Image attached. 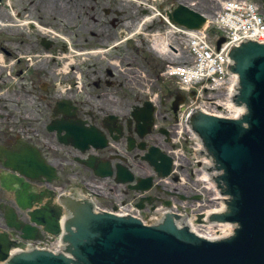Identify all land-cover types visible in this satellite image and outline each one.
<instances>
[{"label":"flooded vegetation","instance_id":"flooded-vegetation-1","mask_svg":"<svg viewBox=\"0 0 264 264\" xmlns=\"http://www.w3.org/2000/svg\"><path fill=\"white\" fill-rule=\"evenodd\" d=\"M8 1L10 8L0 4V144L15 149L24 141L39 148L46 159L60 164L58 180L61 186L67 185L62 177H66L64 165L70 163V171L73 170L77 177L86 179L96 188L105 189L110 195L116 191L126 195V191L121 190L112 178H99L94 170L80 164L75 157L85 154L72 145L64 144L59 138L66 130L59 134L56 126L62 121L69 122L71 116L58 104L62 99H70L76 107V115L87 121L86 126L104 131L109 138L108 148H93L89 153L108 159L113 169L118 168V164L129 167L135 177L153 175L156 177L153 195L157 198L169 195L178 197L174 186L178 177L174 176L166 182L160 176L163 168L152 165L141 149L143 146H157L172 157L171 152L175 147L172 142L173 120L176 114L172 104L180 93L170 89L169 80L163 77V70L158 75L162 83H156V80L154 86L151 85L149 59L148 56L144 57L148 50L146 28H149V32L153 28L162 29L168 23L164 13L182 4L191 6L195 0H155L160 1L155 5L164 18H153L147 24L144 16L147 9L144 6L139 4L136 9L117 7L116 0ZM199 1L205 5L211 4V0ZM44 12L48 17L51 15L68 21L71 28L65 27L68 31L62 30V33L68 36L74 48L87 52L88 47H102L104 54L98 56L97 64L90 72L87 53L67 61L68 64L58 61V54L54 50L56 41L37 30L36 23L44 20L41 16ZM158 20L163 23H154ZM77 31L86 32L87 36L83 39L86 46L81 37V43L72 37ZM143 59L148 65L147 92L158 91L155 100L152 94H141L138 90L134 93L132 88V93L124 90L125 85L130 86L132 78L136 76L130 69L142 70ZM139 61H143L142 64ZM94 89L100 91L99 96L93 93ZM147 101H153L157 109L153 125L143 127L142 122L132 117V112H137L140 120L146 111ZM94 102L102 103V106L98 109L91 107ZM145 104L146 108H140ZM130 140H135L132 149ZM69 156H72L71 160ZM9 202H13V195L0 182V213H3V205Z\"/></svg>","mask_w":264,"mask_h":264},{"label":"water","instance_id":"water-1","mask_svg":"<svg viewBox=\"0 0 264 264\" xmlns=\"http://www.w3.org/2000/svg\"><path fill=\"white\" fill-rule=\"evenodd\" d=\"M173 15L177 16L180 25L189 28L204 25L205 18L186 7L177 9ZM222 41H218L219 47ZM237 51L239 63L251 64L241 74L247 92L254 90L251 94L255 109L252 131L241 135L238 123L216 119H212L206 129L229 168L231 182L236 185L234 190L242 194L240 210L235 216L244 226L240 234L234 241H204L199 246L180 239H193L187 231L177 237L162 229L108 219L102 237L96 243L88 242L84 248L86 255L81 259L86 264H264V46L248 44ZM36 168L39 173L50 171L42 164ZM18 171L28 174L26 167ZM25 194L19 199L24 209L33 206L38 199L36 195ZM28 215L32 222L44 224L50 233L60 232L58 219L61 212L58 208L44 207L32 210ZM7 219L8 225L22 231L24 238L42 237L36 226L19 220L15 212L7 213ZM13 245L23 243L12 240L7 233H0V261L8 258ZM39 257L38 262L22 264H68L57 258Z\"/></svg>","mask_w":264,"mask_h":264},{"label":"rangeland","instance_id":"rangeland-1","mask_svg":"<svg viewBox=\"0 0 264 264\" xmlns=\"http://www.w3.org/2000/svg\"><path fill=\"white\" fill-rule=\"evenodd\" d=\"M257 1L260 4L263 3L262 0H257ZM116 2H117V7L118 6H120V7H126L127 9H129V8L136 9V7L138 6V3H139L138 1H135V0H116ZM151 2H154L155 4H157L158 2L160 3V1H151ZM54 14L56 15L57 13H54ZM38 15H40V14H38ZM41 16H43L42 19L44 18V20H39L41 23L47 24L49 26H52L53 28H56V30L59 33H61V34H63L62 33V30H64V31L67 30V28H65V27L71 28V26L69 25L68 21L67 20H63L60 17L57 18L56 16L49 15V17H50L49 18L48 16L45 15V12L43 14H41ZM154 23H159L161 25L163 22H160L158 20L157 22H154ZM165 27L166 26H164V28ZM37 30L39 32H41L38 28H37ZM146 31H149V29L146 28ZM210 35H211V39H214V36L215 35H214V32L213 31L210 33ZM86 36H87L86 35V32H79V31H77L76 33L72 34V37L78 43L82 40V42L84 43V46L87 45L85 43L86 41L83 40ZM48 37H50L51 39H53L54 41H56L55 49L54 50H55L56 54H58V61L59 62H62V63H64V61H67L65 59V54L67 53L66 52V48H65L66 44L64 43L65 40L64 39L63 40L59 39L57 37V35H55L53 33H49L48 34ZM80 37H81V40H79ZM173 38H175V37H173ZM187 38L188 37L183 34V36L181 37V39H179V38L176 39L175 38V39H172V41L175 44L177 43L178 45L181 46L180 42L184 43L185 40H187ZM89 40L92 41L91 38ZM77 42H75V43H77ZM187 48L189 49V46ZM185 51H187V49ZM125 53L129 54L130 52L129 51H125ZM145 56H148V59H149V62H150L149 69L151 70V72H150L151 85H153V83L156 82V80L158 81L156 83H162L163 80H161V78L158 75H159V72H161L164 63L157 57V54L155 53V51H153V48H150V46H149L148 50H146L144 57ZM96 60H98V57H93V60H90V63L91 64L89 63V66H90L89 72L91 71L92 68L95 67V64H97L96 63L97 62ZM142 62L143 61H139V64H142ZM144 62L145 63H144V66L142 67V70L133 69V68L130 69V70H133L135 72V75L136 76L132 78L133 82H132V84L130 86L127 85V84L125 85L124 90H126L127 92L130 93L131 90L133 89V92L134 93L136 92V90H138V91H141L142 92L141 94H146L147 93V90H149L148 84H146V82H147L146 77H149L147 75V73H148V70H147L148 65H147L146 60H144ZM125 73H126V71H125ZM124 76H125V74H123V79H124ZM155 85H157V84H155ZM153 86H152V88H153ZM169 86H170V89L171 90H173V91H175V89L177 90L176 84L169 83ZM142 87H144V90L142 89ZM224 91H225V89H223V92ZM93 93H95L96 96H99L100 95V91L99 90H95L94 89L93 90ZM154 93L150 92L148 94L154 95ZM215 95H218V92L215 93ZM198 97H199L198 95H197V97H195L193 95V96H191L189 98H186L188 100L187 101V106H188V104L193 105V104L199 103V104H204L206 106H209L210 109H212V103H210L208 97L207 98L205 96L199 97V98ZM96 106L97 107H94V108H98L99 105H96ZM180 115H182V114H180ZM66 169H67L66 172H65L66 177H62V179L65 180L67 182V184L69 183L67 187H69V186L71 187L72 185H75V184H77L79 186H82V184H83L82 183V180L79 179V176L77 177V173L73 172V170L70 171L68 168H66ZM190 182L192 183V181H190ZM58 184L60 185V182ZM62 187L67 188L65 186H62ZM196 189H200L201 190V188H199V187L195 188L194 190H196ZM194 190H188V191L190 192V191H194ZM132 200H135V198L132 199ZM106 204H110V203H106ZM198 208H200V207H198Z\"/></svg>","mask_w":264,"mask_h":264},{"label":"bare ground","instance_id":"bare-ground-1","mask_svg":"<svg viewBox=\"0 0 264 264\" xmlns=\"http://www.w3.org/2000/svg\"><path fill=\"white\" fill-rule=\"evenodd\" d=\"M136 1H138L139 3H138V5L140 4V5H142V6H144V8H146L147 9V13H145L144 14V16H145V18H146V20H150V18H154V19H156V18H162L163 16L161 15V12L159 11V9H158V7H157V5H155V3L154 2H151L152 0H136ZM153 1H155V0H153ZM187 3H189V2H187ZM139 8V7H138ZM164 15H165V20L171 25V26H174L175 27V24H174V22H173V20L171 21V19H170V17H172V15H173V13H172V10L171 11H167V13H164ZM250 14H246V19H244L242 22L243 23H253L252 21H253V18L251 17V16H249ZM236 17H237V20H239V15H236ZM164 18V17H163ZM173 18H174V16H173ZM145 24H147V23H145ZM39 26H40V28L42 29V30H44V28H46L45 26L43 27V26H41L40 24H39ZM236 26V24H233V26L232 27H235ZM237 27V26H236ZM51 29V28H50ZM52 30V29H51ZM253 30H255L256 32H259V31H264V30H262L261 29V27H258V28H256V29H254V27H253ZM50 31V30H49ZM190 32H196V31H194V30H192V31H190ZM263 38V37H262ZM156 40H157V42H156V48H157V50L159 51V52H161V53H166V52H168V50H170L171 48H170V42H167L165 39L164 40H162V41H160L159 40V38H156ZM230 44V43H229ZM228 44V45H229ZM170 52V51H169ZM220 55H223V53L222 52H217L216 54L215 53H213V55L212 56H215V59L211 62V65H213L214 66V62H215V60H216V58H219L220 57ZM68 57L70 56V57H73L72 55H70V54H68L67 55ZM71 63L73 64V63H75L74 61H71ZM231 81H233L232 82V85H231V87L233 88V85L235 84V82L237 81V78H236V76H235V74H234V76H232V79H231ZM232 93H233V90H232ZM231 93V94H232ZM220 103H218V105H219ZM221 105V104H220ZM226 108L228 109V110H230L232 107H231V103L229 104V103H226ZM234 109V108H233ZM241 110V109H240ZM240 110H238V109H234V111H232L233 113V115H235V114H237V113H239L240 112ZM201 179L203 180V182H204V184H205V179H206V175H202V177H201ZM207 204V203H206ZM197 205H199V206H201V205H203V203H201V204H197ZM208 205V204H207ZM197 227H199V228H201L202 229V231L204 230V232L205 233H207V234H210V235H219V236H223L225 233H228L229 231H230V229H229V227L228 226H219V227H217V226H210V225H208V226H206V225H203V223L202 224H200V225H198ZM2 264V263H1Z\"/></svg>","mask_w":264,"mask_h":264}]
</instances>
